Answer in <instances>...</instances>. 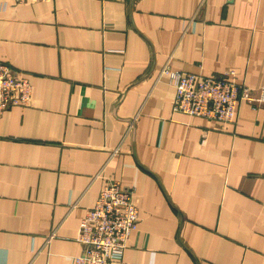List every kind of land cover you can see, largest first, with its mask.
<instances>
[{
  "label": "crops",
  "instance_id": "obj_1",
  "mask_svg": "<svg viewBox=\"0 0 264 264\" xmlns=\"http://www.w3.org/2000/svg\"><path fill=\"white\" fill-rule=\"evenodd\" d=\"M0 61L32 100L0 116V264H74L105 177L139 221L108 264H264V102L177 112L162 69L264 89V0H0Z\"/></svg>",
  "mask_w": 264,
  "mask_h": 264
},
{
  "label": "built area",
  "instance_id": "obj_2",
  "mask_svg": "<svg viewBox=\"0 0 264 264\" xmlns=\"http://www.w3.org/2000/svg\"><path fill=\"white\" fill-rule=\"evenodd\" d=\"M161 73L168 74L175 86L174 110L189 116L235 123L242 101L264 102V89L259 98H254L251 88L237 80L234 69L221 76H210L173 70L167 62ZM32 92L29 77L0 61V116L12 106L30 104ZM138 221L133 190L125 188L117 179L105 177L99 197L80 222L77 240L83 251L74 257V264H108L113 259H121Z\"/></svg>",
  "mask_w": 264,
  "mask_h": 264
}]
</instances>
